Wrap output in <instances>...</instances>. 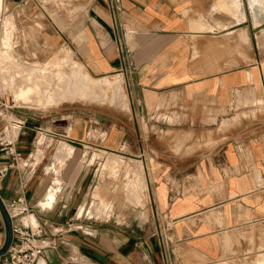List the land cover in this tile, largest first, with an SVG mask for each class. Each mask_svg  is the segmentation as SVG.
I'll return each mask as SVG.
<instances>
[{
	"label": "crops",
	"instance_id": "0c3cea01",
	"mask_svg": "<svg viewBox=\"0 0 264 264\" xmlns=\"http://www.w3.org/2000/svg\"><path fill=\"white\" fill-rule=\"evenodd\" d=\"M20 1L0 0V53L15 58L11 29L32 35L34 22L18 16L40 9L46 40L67 44L93 73H116L125 93L120 117L104 124L109 154L100 169L92 155L102 148L81 121L65 128L0 97V164L15 150L28 177V211L12 225L43 229L39 264H217L251 255L242 264H264V0H117L115 9L75 0V12L57 21L40 3ZM125 164L135 180L121 179L122 208H113L115 180L106 175L112 208L89 215L96 171ZM18 167L2 179L4 203L20 189Z\"/></svg>",
	"mask_w": 264,
	"mask_h": 264
},
{
	"label": "rangeland",
	"instance_id": "374dc122",
	"mask_svg": "<svg viewBox=\"0 0 264 264\" xmlns=\"http://www.w3.org/2000/svg\"><path fill=\"white\" fill-rule=\"evenodd\" d=\"M38 2L46 8L47 13L45 14L51 21H57L58 15L63 12L70 16L75 12L76 4H79L75 0H39ZM39 10L33 12V14L37 15L36 18L26 14V11L18 16L19 19H24V22H34L35 25L32 28L31 26L28 28V31L32 35L27 34V28L23 27L21 31L19 29L20 27L13 26V29L9 33L12 54L18 61L27 65L30 70L36 69L38 72L47 70V73L51 75L56 72V74L64 75L68 80L63 93L60 94L61 98L59 100L53 101L49 99V103L46 102L37 105L31 103L33 107L30 108L34 109V111L48 113L55 119L64 120L66 122L65 128H68L72 120L81 121L85 131L90 132L89 135L86 134V139L99 145V149L102 148L96 154L92 155L96 160H92L94 166L91 167L94 168L96 166L100 169L103 157L109 154L102 147L104 138H101V136L102 133H105L104 124L107 120H113V118L116 120L120 117L125 106V93L122 87L123 80L121 77L114 75L116 73L96 74L91 72L85 63L75 57L67 44L62 41L46 40L42 30L45 27L42 23L43 21L45 22V17L42 16L43 18L40 19L42 10ZM7 13H10V11ZM4 14L1 16L3 17ZM20 33L21 35H19ZM0 37H2L1 26ZM1 56L8 62L16 60L13 57L5 56L4 51L1 52ZM23 74L21 72L19 75L23 76ZM2 80H0V97L5 98L15 106L26 107L22 104L25 102L19 98L15 99L13 85L11 87V83L8 85L9 82L7 83L5 80ZM1 81L3 84H1ZM108 159L109 161H113V158ZM134 172L135 170L130 168L128 164L118 167L115 171L111 169L97 170L94 178V184L97 188L95 189V187L91 186L93 189L91 187L88 189V193L92 196L89 201L90 203H88L92 205L95 211L90 209L88 214L95 217H102L101 215L106 213L107 208H112L111 200L108 203L106 201V175L113 177L115 180V202L113 203V208H122L123 203L120 196L122 192L119 193V191L123 189L127 190L128 183L123 185L121 179L125 177L132 183L135 180ZM92 191H95V193ZM125 198L132 205H137L128 194L125 195ZM82 208L84 207L82 206ZM251 258L252 255L249 257L235 256L217 264H242L245 261L250 262Z\"/></svg>",
	"mask_w": 264,
	"mask_h": 264
},
{
	"label": "built area",
	"instance_id": "2783aa9c",
	"mask_svg": "<svg viewBox=\"0 0 264 264\" xmlns=\"http://www.w3.org/2000/svg\"><path fill=\"white\" fill-rule=\"evenodd\" d=\"M32 1L39 4V0H21L20 6L27 7ZM117 0H109L111 8H116ZM12 162L0 164V188L3 177L8 169L12 166H17L18 160L21 158L19 152L12 150ZM27 162H23L22 166ZM21 177L19 179V191L11 201L5 203L6 210L12 219L23 217L28 211V206L24 198V191L27 184V174L17 168ZM43 229L37 224L33 225L30 222L20 220L17 224L12 225V242L9 245L5 254L0 256V264H39L41 252L47 243L39 242Z\"/></svg>",
	"mask_w": 264,
	"mask_h": 264
},
{
	"label": "bare ground",
	"instance_id": "6f19581e",
	"mask_svg": "<svg viewBox=\"0 0 264 264\" xmlns=\"http://www.w3.org/2000/svg\"><path fill=\"white\" fill-rule=\"evenodd\" d=\"M21 72L24 73V77L19 75ZM0 76V80L3 78L2 81L9 82L8 85L11 83V87L13 85L15 99L19 98L27 104L35 105L49 103V99L59 100L68 80L67 77L56 72L51 75L47 73V70L42 72L36 69L30 70L27 65L18 60L8 62L3 59V56H0ZM2 81L1 84H3Z\"/></svg>",
	"mask_w": 264,
	"mask_h": 264
},
{
	"label": "water",
	"instance_id": "95a60500",
	"mask_svg": "<svg viewBox=\"0 0 264 264\" xmlns=\"http://www.w3.org/2000/svg\"><path fill=\"white\" fill-rule=\"evenodd\" d=\"M0 214L4 222V241L0 246V256L5 254L12 242V221L6 210L5 203L0 195Z\"/></svg>",
	"mask_w": 264,
	"mask_h": 264
}]
</instances>
